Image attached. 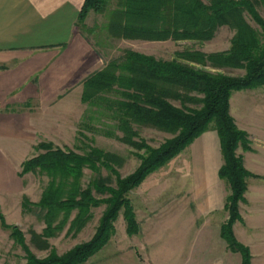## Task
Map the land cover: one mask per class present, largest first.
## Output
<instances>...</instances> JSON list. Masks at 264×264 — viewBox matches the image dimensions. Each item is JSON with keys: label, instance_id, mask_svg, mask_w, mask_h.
Returning a JSON list of instances; mask_svg holds the SVG:
<instances>
[{"label": "rangeland", "instance_id": "1", "mask_svg": "<svg viewBox=\"0 0 264 264\" xmlns=\"http://www.w3.org/2000/svg\"><path fill=\"white\" fill-rule=\"evenodd\" d=\"M117 2L109 0L102 12L89 10L79 26L101 58L100 68L94 72L115 66L114 73L124 76L125 53L135 51L158 60L175 59L214 74L244 75L240 67L214 68L208 62L199 64L187 58L194 53L209 56L227 52L235 36L234 29L219 26L210 39L203 41L117 38L105 27L111 12L118 7ZM256 10L264 21V2H259ZM244 16L259 43L264 44V29L247 13ZM181 54L185 56L180 57ZM81 87L77 99L66 97L46 108L39 126L16 128L18 117L10 119L7 111H0V215L6 226H2L0 219V264H26V251L13 235V226L23 235L30 253L40 259L52 249L61 256L89 241L98 228L105 204L49 209L41 204L42 198L48 193L68 198L95 182L115 187L116 173L126 178L138 168L140 155H145L144 149L135 148L130 141L157 148L174 135L169 130L136 124L128 128L133 135L126 134L118 124L125 91L115 85L101 91L85 89L84 81ZM189 96L197 100L203 97L195 91ZM263 99L264 86L233 91L229 99L230 115L239 129L246 132V127H251L257 150L259 147L264 150V142L258 141L262 137L260 130L264 132ZM171 103L181 106L177 100L171 99ZM187 106L200 107L192 103ZM250 144L249 140L246 151L237 149L243 164L252 152ZM41 145L82 157L100 151L108 168L101 163L86 164L79 177L52 168L22 173L23 163L46 152ZM222 165L219 138L212 123L175 158L126 193L138 231L127 232L121 210L108 242L83 264H241V255L232 252L221 236V225L229 219L225 204L230 194L229 184L218 175ZM250 174L247 185L263 183L253 182L251 177L255 175ZM250 185L249 193L239 203L240 219L234 222L232 231L251 255V250L259 249V231L264 232V192ZM92 194L96 200L108 198V194L94 191ZM236 223L238 227L234 230ZM248 225L259 229L254 231ZM254 241L255 244L247 245Z\"/></svg>", "mask_w": 264, "mask_h": 264}, {"label": "trees", "instance_id": "2", "mask_svg": "<svg viewBox=\"0 0 264 264\" xmlns=\"http://www.w3.org/2000/svg\"><path fill=\"white\" fill-rule=\"evenodd\" d=\"M109 0H85L79 13L76 27L83 25L89 10L102 12ZM264 0H118L117 9L111 12L106 24L109 33L123 39L165 40L188 39L208 40L219 26L234 29L235 36L227 52L203 55H187L189 61L199 64L208 62L214 68L240 67L245 73L241 77H231L221 73H210L178 60H158L153 56L135 51H126L124 76L116 75L113 67L90 74L84 79L85 89L101 91L102 88H122L124 103L118 124L124 132L133 135L130 125L151 126L172 132L173 137L157 148L144 143L132 142L137 149H144L140 155L138 168L126 178L116 173L115 187L95 182L85 190L68 198H60L48 193L42 198L47 208L68 209L87 205H106L93 237L74 246L63 255L52 249L45 258H37L24 244L23 235L13 226L12 233L26 251V264H83L99 251L110 239L113 222L123 210V218L129 234L138 231L130 201L126 193L137 187L146 176L175 158L185 147L207 131L214 124L219 138L223 165L218 171L221 179L229 184L230 194L225 208L229 219L221 225V236L232 252L241 255V264H251L247 247L236 240L232 226L240 219L239 203L247 191V179L251 176L237 154L241 147L249 149L248 135L237 127L229 112V99L233 91L264 86V44H260L254 29L247 23L244 13L264 29V21L256 10ZM185 56L184 54L179 55ZM202 94L199 100L189 96L191 92ZM171 99L180 102L175 106ZM198 101V102H197ZM187 103L199 104L191 108ZM46 152L23 163L22 173L40 168L58 169L62 173L79 177L82 166L101 163L108 168L100 151H92L87 156H78L61 149L41 145ZM92 191L108 194V198L96 200ZM63 197V196H62ZM2 226L6 227L0 215Z\"/></svg>", "mask_w": 264, "mask_h": 264}, {"label": "crops", "instance_id": "3", "mask_svg": "<svg viewBox=\"0 0 264 264\" xmlns=\"http://www.w3.org/2000/svg\"><path fill=\"white\" fill-rule=\"evenodd\" d=\"M84 1L0 0V111H7L10 119L18 117L16 128L35 127L54 101L77 99L84 79L100 68L99 54L76 27ZM246 128L252 152L244 165L255 175L253 182L263 183H248L245 195L250 184L264 192V150L255 148L251 127ZM260 135L264 138L263 130ZM257 236L252 264H264V232Z\"/></svg>", "mask_w": 264, "mask_h": 264}]
</instances>
